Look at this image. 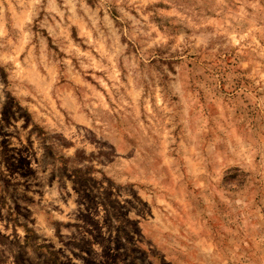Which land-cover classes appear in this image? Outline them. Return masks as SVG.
I'll list each match as a JSON object with an SVG mask.
<instances>
[{"label": "rangeland", "instance_id": "rangeland-1", "mask_svg": "<svg viewBox=\"0 0 264 264\" xmlns=\"http://www.w3.org/2000/svg\"><path fill=\"white\" fill-rule=\"evenodd\" d=\"M0 264H264V0H0Z\"/></svg>", "mask_w": 264, "mask_h": 264}]
</instances>
